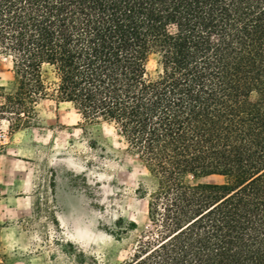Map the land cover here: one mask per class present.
I'll use <instances>...</instances> for the list:
<instances>
[{
  "label": "trees",
  "instance_id": "1",
  "mask_svg": "<svg viewBox=\"0 0 264 264\" xmlns=\"http://www.w3.org/2000/svg\"><path fill=\"white\" fill-rule=\"evenodd\" d=\"M0 55V121L68 103L153 179L119 264H264V0H0Z\"/></svg>",
  "mask_w": 264,
  "mask_h": 264
},
{
  "label": "rangeland",
  "instance_id": "2",
  "mask_svg": "<svg viewBox=\"0 0 264 264\" xmlns=\"http://www.w3.org/2000/svg\"><path fill=\"white\" fill-rule=\"evenodd\" d=\"M10 68L0 55V85L11 86ZM153 184L111 125L41 101L24 125L0 121V255L5 264H119L147 225L136 190Z\"/></svg>",
  "mask_w": 264,
  "mask_h": 264
}]
</instances>
